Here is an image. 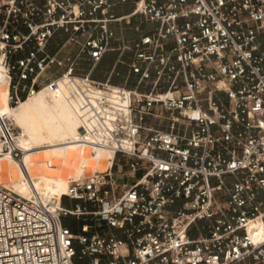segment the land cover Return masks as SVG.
<instances>
[{
    "label": "built area",
    "instance_id": "1",
    "mask_svg": "<svg viewBox=\"0 0 264 264\" xmlns=\"http://www.w3.org/2000/svg\"><path fill=\"white\" fill-rule=\"evenodd\" d=\"M109 53L133 88L89 77ZM0 66L114 155L61 207L0 185V264H264V0H0ZM26 138L0 111V163Z\"/></svg>",
    "mask_w": 264,
    "mask_h": 264
},
{
    "label": "bare ground",
    "instance_id": "2",
    "mask_svg": "<svg viewBox=\"0 0 264 264\" xmlns=\"http://www.w3.org/2000/svg\"><path fill=\"white\" fill-rule=\"evenodd\" d=\"M41 94H37L32 104L28 100L12 108L9 105L6 78L0 66L2 113L12 115L22 125L25 118L34 112L41 114L46 110L50 117L57 116L49 123L50 130L35 131L33 142H22L26 150L22 162L7 158L0 163V185L28 200H32L39 192L61 207L62 198L70 184L67 179L69 176L78 182L81 174L90 173L95 165L99 169L104 167L108 155L112 165L114 155L109 149L95 147L87 141L82 131L78 104L70 102L64 91L55 92L52 100L44 99ZM251 234L256 241L264 236L261 221L252 225Z\"/></svg>",
    "mask_w": 264,
    "mask_h": 264
},
{
    "label": "rangeland",
    "instance_id": "3",
    "mask_svg": "<svg viewBox=\"0 0 264 264\" xmlns=\"http://www.w3.org/2000/svg\"><path fill=\"white\" fill-rule=\"evenodd\" d=\"M6 85L8 87V82L6 80ZM42 93L41 96L46 99V100H52L54 98V94H48L46 92H40ZM37 98V95L28 99L30 100V104H32L34 102V100ZM25 100V101H28ZM24 101V102H25ZM23 103V102H22ZM20 106V105H19ZM18 106V107H19ZM11 117H13L12 115H10ZM56 116V115H55ZM57 117V116H56ZM56 117H50L48 111L44 110L41 114H37V113H32L31 115H29L28 117L25 118L23 125L20 124L17 120V124L24 130V132L26 133L27 138L24 140L25 142H33V132H39L40 130H44V129H48L50 130V126L49 123L51 121H54L56 119ZM54 119V120H53ZM91 153H93V149H91ZM111 167V158L108 155V159H107V163L104 167H102L101 169H99L97 167V165H95L93 167V170L90 173H82L80 176V181H83L85 179H88L90 177H92L94 174L96 173H103L105 171H107L109 168ZM68 182H74V178H72L71 176H69L68 178ZM67 183V184H69ZM133 183V182H131ZM69 186V185H68ZM67 186V187H68ZM67 208H70L69 206H67ZM76 221L75 219H65L63 221L64 226L70 225V226H74V228H76V233L80 232V225H76Z\"/></svg>",
    "mask_w": 264,
    "mask_h": 264
},
{
    "label": "crops",
    "instance_id": "4",
    "mask_svg": "<svg viewBox=\"0 0 264 264\" xmlns=\"http://www.w3.org/2000/svg\"><path fill=\"white\" fill-rule=\"evenodd\" d=\"M132 11V7H126L119 10L118 14H128ZM142 22L141 19H136L135 23L140 24ZM56 46V43L54 42L52 44V47L50 48V51H53ZM118 60V54L116 53H109L104 57V59L99 63L96 67L93 68L92 71L90 69H87V72L89 73V77L96 82L99 83H105L107 81H110L112 85L115 87H124L127 86L129 88H133V83H127L126 77L128 74V69L125 66H118V71L121 73V75L115 76L112 75V71L115 67V64ZM127 61L132 60L131 56H128Z\"/></svg>",
    "mask_w": 264,
    "mask_h": 264
}]
</instances>
